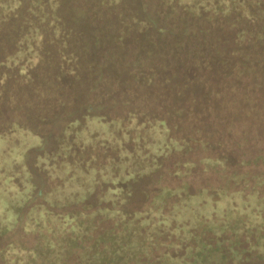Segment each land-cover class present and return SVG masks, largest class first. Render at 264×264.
Wrapping results in <instances>:
<instances>
[{"label": "trees", "instance_id": "trees-1", "mask_svg": "<svg viewBox=\"0 0 264 264\" xmlns=\"http://www.w3.org/2000/svg\"><path fill=\"white\" fill-rule=\"evenodd\" d=\"M5 83L18 88L0 90V107L3 94L14 106L19 102L26 126L7 124L1 139L17 130L39 139L38 124L67 123L57 140V153L66 157L52 164L50 176L62 185L25 216L24 231L35 242L0 247V264H150L163 238L174 253L158 256L159 264H226L240 259L235 244H223L226 234L254 238L247 250L264 259V195L255 190L244 197L218 188L197 194L164 188L145 211L125 215L106 207L125 183L153 170L141 166L144 156L123 159L132 137L137 148L141 141L149 146L152 158L203 150L218 156L201 159L205 167L243 162L236 153L244 147L242 136L264 133V0H0V88ZM78 94L83 109L66 114L64 103ZM228 137L225 146L220 141ZM86 140L94 141V167L86 160L68 163L69 142L76 152ZM109 151L115 156L101 164ZM3 161L0 242L41 195L24 160L18 172L13 160ZM101 183L108 187L94 213L52 210L85 202ZM173 196L180 202L166 209ZM249 210L256 218L247 224ZM99 215L118 229L97 232Z\"/></svg>", "mask_w": 264, "mask_h": 264}, {"label": "rangeland", "instance_id": "rangeland-1", "mask_svg": "<svg viewBox=\"0 0 264 264\" xmlns=\"http://www.w3.org/2000/svg\"><path fill=\"white\" fill-rule=\"evenodd\" d=\"M16 88L18 87L11 83H5V86L0 88V90L7 92L9 90H15ZM90 99H92V97L88 94L86 100ZM70 103H64V108L67 112L66 114L80 113L83 109L84 96L78 94L77 98L72 99ZM25 120V110H21L19 102L14 106L10 102V99L3 94L2 106L0 107V133L7 131L8 129H4V127L13 122L14 124L15 122H19L23 126H26ZM65 123H67V119L60 122L55 121L46 124H38V126H35V129L33 128V131L41 136L39 139L28 134V132L23 133L19 130L14 134H8L9 136H2L4 139L0 138V154H3V156L0 155V165L2 163L3 166H5V162L1 161L6 157L15 162L16 169H14V171L18 172L22 169V163L20 162L24 160L25 167L27 166L26 168L31 172V182L36 189H38L37 191L41 192V195L36 194L33 200L24 208L20 222L14 230L1 240L0 247L9 242L24 246H32L34 244V235L24 231L25 216L30 205L33 203L44 202V195L46 193L58 189L59 186L62 185L63 180L50 176L52 175L51 173H53L52 164L57 161H62L66 157L61 150L57 153L59 146L60 149L62 148L61 143L57 140L65 135L63 130ZM37 128H39L40 131H38ZM77 129H79V126L74 127L73 131ZM73 131L68 132L69 134L67 133V136L70 137V139L71 136H73V138L75 137ZM262 131H264V128ZM171 136L182 145V135L179 134L178 129L172 127ZM229 139V137L227 139L223 138L220 142H227L225 145L227 146L233 138L230 141ZM132 140L133 137L129 138L123 146L124 149L121 153L123 159L128 160V158L132 159L134 156H144L142 159L145 163H141V166L145 168L144 165L147 164V166H150L153 170L147 174H142L137 177L136 180L125 183L122 187V194L119 199H117L114 205L108 204L106 206L108 208H114L125 215H132L136 211H145L151 205L153 198L164 188H180L186 190L190 194H197L202 189H209V193H211L218 188L225 189L227 192L241 191L244 197L255 190L259 197L264 195V133L258 134V136L249 134L247 135V139L245 136H242L241 140L244 147L241 152L236 151V153L240 161L243 162H234L225 167H205L203 164H198V162L204 158H217L218 156L216 153L212 151L193 150L190 152L188 150H172L164 155L152 158L150 155L147 156L148 151L144 147L146 146L148 148L149 146L145 145L146 143L141 141L139 148H137ZM147 142L152 143L153 141L148 140ZM69 143L72 145V150L69 151L70 157L66 158L68 163L73 165L75 162L86 160L88 163L91 162L90 164H87V166L93 168L94 141L86 140L85 144L80 143V150L76 152H73V150L76 149V146L72 142ZM108 154L109 155H103L104 157L101 159L100 157L102 155L97 154L101 164L105 162L103 160L106 157L115 156L113 151H109ZM23 155L24 159L22 160ZM63 155L64 158H62ZM256 156H262L263 158L255 161L257 160L255 159L257 158ZM55 166L56 169L59 168L61 171L60 164ZM24 175L21 173V177L24 179L23 181L27 182V176L24 178ZM107 187V185L101 183L98 185L95 193L90 195L85 202L67 207H54L52 210L60 215L79 213L82 215H90L100 207L99 196L107 189ZM248 200V198H245V201ZM179 202L180 198L177 196L168 198L165 208L171 209L174 204ZM253 206L254 205L252 204V207ZM245 212L246 211L242 208L241 213L245 214ZM247 216L249 218L247 224H249V222H255L256 217L251 210L247 212ZM95 222L98 228L97 232L107 229H118L116 221L112 218L109 219L105 216L99 215L96 217ZM223 238L226 239L223 241L224 245H231L230 242L235 244L234 248L239 251V254L236 255L237 259L240 258L239 260L229 259L226 264H264V259L258 258L255 253L247 250L249 248V242H252L254 238H247L244 235L234 238L233 235L228 234L224 235ZM205 239L213 238L206 236ZM159 241L160 242L157 243L156 248L154 250L152 249L150 254V264H159L157 257L166 251L171 254L174 253V249H169L167 247L168 240L163 238Z\"/></svg>", "mask_w": 264, "mask_h": 264}]
</instances>
